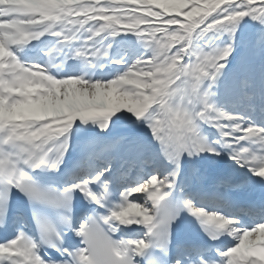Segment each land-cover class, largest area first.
Returning a JSON list of instances; mask_svg holds the SVG:
<instances>
[{
	"label": "snow or ice",
	"instance_id": "1",
	"mask_svg": "<svg viewBox=\"0 0 264 264\" xmlns=\"http://www.w3.org/2000/svg\"><path fill=\"white\" fill-rule=\"evenodd\" d=\"M0 264H264V0H0Z\"/></svg>",
	"mask_w": 264,
	"mask_h": 264
}]
</instances>
